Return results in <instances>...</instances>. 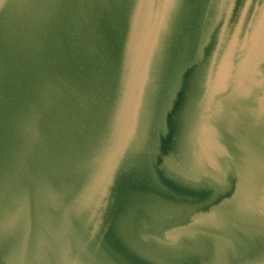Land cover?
<instances>
[{
    "label": "water",
    "instance_id": "obj_1",
    "mask_svg": "<svg viewBox=\"0 0 264 264\" xmlns=\"http://www.w3.org/2000/svg\"><path fill=\"white\" fill-rule=\"evenodd\" d=\"M0 264H264V0H0Z\"/></svg>",
    "mask_w": 264,
    "mask_h": 264
}]
</instances>
